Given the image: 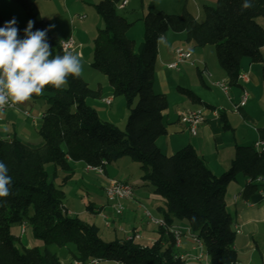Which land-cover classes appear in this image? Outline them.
Segmentation results:
<instances>
[{
	"label": "trees",
	"instance_id": "obj_1",
	"mask_svg": "<svg viewBox=\"0 0 264 264\" xmlns=\"http://www.w3.org/2000/svg\"><path fill=\"white\" fill-rule=\"evenodd\" d=\"M29 20L33 31L48 29L34 0H15ZM122 0H99L94 8L103 25L94 36L90 66L104 73L114 95H122L129 113L125 127L101 120L87 97H98L81 77L69 76L60 90L45 86L43 98L47 106L37 129L43 139L38 147L12 137L0 138V161L12 178L11 195L0 197V264H63L50 244L73 246L72 261L90 259L114 260L122 264H184L174 257L172 236L163 228L161 236L150 244H140L124 237L104 241L99 227L69 214L63 203L64 184L71 176V161H83L87 166L105 168L106 164L125 155L141 163V179L153 185L154 192L165 202L163 218L171 224L173 218L183 220L202 241L209 264H235L233 247L235 232L226 209L225 191L238 174L248 177L246 192L257 189L249 179L264 176V151L253 145L236 144L229 167L214 174L191 145L165 154L156 139L166 133L163 111L167 96L154 91L155 62L158 39L167 31L184 32L186 40L195 46L212 44L220 67L229 82L235 84L242 58L261 62L264 45V0H251L252 7L242 10L244 0H216L215 5H203V18L197 19L187 10L169 13L147 11L142 16L143 37L138 49L126 34L132 22L117 13ZM5 21L0 15V27ZM23 38L26 27L19 26ZM52 55H63L59 40L47 31ZM264 78V65L262 66ZM177 90L193 99L198 97L188 88ZM52 163L49 175L45 165ZM67 173L55 183V171ZM88 209H92L87 206ZM28 209L32 213L28 215ZM97 212V210H96ZM26 221L35 237L44 245H16L17 237L9 230L11 223Z\"/></svg>",
	"mask_w": 264,
	"mask_h": 264
},
{
	"label": "crops",
	"instance_id": "obj_2",
	"mask_svg": "<svg viewBox=\"0 0 264 264\" xmlns=\"http://www.w3.org/2000/svg\"><path fill=\"white\" fill-rule=\"evenodd\" d=\"M212 1L148 0L145 2L141 0L139 11L136 7H132L127 8L129 10L124 14L127 20L128 16L133 13L135 14V18L141 20L147 11L163 10L169 13H179L185 9L198 19L197 16L202 11L203 5H210ZM63 2L64 0H52V3L58 6L60 11V3ZM92 2L95 4L97 0H92ZM130 3L131 0H127V3L123 7H120L119 2L117 8L124 9ZM79 15H85L84 18L80 19L82 21L87 18L86 14ZM13 17L14 15H11V18ZM94 20L96 22L95 28L98 30L101 22H98V18L96 17ZM45 21L47 22L49 32L57 37L59 41L70 36L80 40L78 37L84 36L79 34L78 28L67 32L66 35L65 33H58L57 30H52L49 27L51 26L49 19H45ZM17 24L22 27L26 26L19 24L18 21ZM131 28L126 32L127 36L134 41L141 38V35L139 37L130 35ZM88 39L89 37L85 40L89 42ZM77 40H75L76 46L68 51H72L82 58L83 43L77 42ZM177 47H182L188 51L190 58L186 62H181L177 69L169 68L167 65L174 61L175 48ZM92 52L93 48L90 52V60L92 59ZM261 56V62H252L248 58L241 59L239 74L242 77H238L235 84L230 83L229 92L225 95L214 84L215 80L228 79V77L218 64L212 44L195 46L191 41L186 40L184 32L167 31L161 35L157 44L153 84L154 91L164 93L168 100V106L163 111V122L166 126V133L156 139V144L161 151L165 154H171L185 145H191L196 153L203 158L207 167L214 174L218 175L229 167L236 144L253 145L259 139L264 140V78L261 75L262 66L264 65V45L261 47ZM178 86L190 89L198 97V100L193 99L190 95L179 92L177 90ZM95 90L99 91V96L91 97L89 102L87 97L86 102L95 109L99 116L103 108L102 105L105 104L103 99H111L112 94L103 95V88L100 84ZM105 90L113 93L110 85ZM243 91H246L248 96L245 103L239 106L238 103ZM43 93L41 95L34 94L31 100L23 104L14 105V107L0 113V117H2L0 119L1 139L16 137L33 147H38L43 143V139L37 132L42 121L43 112L47 106ZM197 108H204L206 110V120L197 126L196 134L192 135L186 125L181 122L180 117L187 110ZM214 110L217 111L216 115L213 113ZM105 120L115 124L111 113L105 117ZM248 142L250 144H247ZM70 165L71 175L75 174L80 168L87 171V165L83 161H71ZM53 170L54 168L52 167L51 173ZM66 173L64 170L56 169L54 174L55 183L60 185ZM104 174L106 175V181L107 178L124 181L119 179L120 172L115 165L111 164L108 168L105 167ZM59 178L61 181H58ZM106 181L102 184L103 191ZM247 184L248 177L238 174L234 180L228 183L225 191L226 209L231 215V227L235 232L233 242L235 264H264V183L259 184L257 189L252 192H246ZM143 187L142 189H138L136 193L134 190L133 198L124 202V208L128 212L126 215L123 212L121 214L126 220L135 223L144 220L141 202L145 200V197L140 194V190L144 191L147 186ZM150 195L152 196V200L159 202L154 205V212H156L154 216L163 217L165 210L164 200L162 198H154L155 196L152 193ZM65 206L67 207L66 204ZM87 206H90L92 208L90 210L92 211L107 209L108 213L106 214L113 222L116 221L112 209L107 206V201L101 205L90 203ZM67 209L69 210V214L72 215L71 209L68 207ZM171 224L187 226L183 220H172ZM142 228L149 239L156 240L161 236L160 227L153 228L151 231H149L150 228L146 227V225L142 226ZM154 230L157 236L152 238L150 237V233ZM175 253L178 255H189L188 258H183V261L186 260L184 264H209V259L203 260V257L200 260L195 259V256L199 253L198 247L195 246V242L188 236L182 239L181 245L175 249Z\"/></svg>",
	"mask_w": 264,
	"mask_h": 264
},
{
	"label": "rangeland",
	"instance_id": "obj_3",
	"mask_svg": "<svg viewBox=\"0 0 264 264\" xmlns=\"http://www.w3.org/2000/svg\"><path fill=\"white\" fill-rule=\"evenodd\" d=\"M99 1V0H97ZM147 2L148 0H144ZM36 3L40 15L44 19H49V23L51 25L52 30H57L58 33H66L75 30L76 28L79 29V34L84 36H79L80 43H83L82 51V63H83V74L82 78L85 79L89 86L92 89H97L99 84L102 85V94L103 95H110L112 99V103L110 105H102V111L99 114V118L101 120H105V117L110 115L114 120L116 126L123 130L125 127L126 119L129 113V108L126 104V100L122 95H114L112 92H108L105 89L109 86L108 81L104 73L101 71L92 68L89 64L90 60V52L93 48V38L97 33V28H95V20L94 18H98L99 28L102 27V19L100 15L94 8V3L92 0H64L63 3H60V9L58 6L52 3V0H34ZM216 0L212 1V4L215 5ZM141 0H131L130 5H128L124 9L117 8V13L123 15L124 17L127 12V8L136 7L139 11L140 9ZM79 14H86L87 18L84 21L79 19ZM0 15L3 17L4 21H10L11 15H14L16 20L21 25H26L23 27H27V22L29 21L28 16L26 15L23 7L17 3L15 0H0ZM199 20L203 18V12L200 11L199 15L197 16ZM128 20L132 22L130 35L133 37L140 36L135 40V49H138L143 37V23L142 20L135 18V14H131L128 16ZM257 21L264 25V18L259 17ZM24 37V35H23ZM89 37L87 42L85 39ZM141 39V40H140ZM90 61V62H89ZM88 102L90 101L91 97H88ZM192 136V135H191ZM194 138V136H192ZM247 144H250L249 142ZM115 165L120 172V178L126 182H128L133 187V191L135 193L138 189L144 188L145 190H140V194L145 197L142 203V209L147 208L152 215L156 212L154 209V205L158 204L155 200H152L151 193L154 194V198H162L156 192H154L153 185L150 184L148 181L141 179L143 174V169L141 168V163L137 160L132 159L128 155H125L115 161L108 163L105 167L108 168L110 165ZM52 163H47L45 165V170L51 173L52 170ZM63 171V170H62ZM58 181H61L59 178ZM106 181V175L99 173L97 170L87 169V171L80 168L75 174H72L67 182L62 184V189L64 191V198L63 203L67 205L69 209H71L72 216H77L79 219L87 222V223H94L99 227V235L104 241H110L114 239L116 236L117 238L123 237L126 232H137L140 234V238L136 239L137 243L140 244H150L154 240L149 239L148 235L146 236L145 230L142 226L149 227L151 231L153 228L155 229L157 226L152 223H147L146 219L144 218L143 221H138L137 223L126 220L125 217H122V214L126 215L128 212L125 208L121 215H117L116 221L113 220L110 222V227L105 226L104 220L97 214L96 211H92L87 208V205L90 203L94 205H101L106 202V197L104 195L102 184ZM160 200V199H158ZM125 207V206H124ZM104 213H108L107 209H103ZM139 212V211H138ZM32 213L31 209H28V215ZM144 217V216H143ZM175 221H180L178 218H173ZM184 222V221H183ZM185 223V222H184ZM122 227V229L119 228ZM136 227V228H134ZM21 223H11L9 230L12 234H14L16 239V245L19 248L22 246L26 247H37L40 251H43L44 245L40 239L34 236L31 227L28 223L25 225L24 233L20 232ZM143 231H142V230ZM123 232V234H122ZM143 233V234H142ZM150 237L157 236L155 230L150 233ZM148 238V239H147ZM73 246L71 244H66L65 246H58L56 244H50L48 249L51 252H54L59 257L60 261L63 264H68L72 261L71 252ZM177 249V248H176ZM198 252H200L198 248ZM208 256L206 254L205 249H203V260H207ZM74 262V261H73ZM186 262V260H184ZM97 264H122L114 260L108 259H100Z\"/></svg>",
	"mask_w": 264,
	"mask_h": 264
},
{
	"label": "clouds",
	"instance_id": "obj_4",
	"mask_svg": "<svg viewBox=\"0 0 264 264\" xmlns=\"http://www.w3.org/2000/svg\"><path fill=\"white\" fill-rule=\"evenodd\" d=\"M252 6L251 0H244L242 10ZM16 24L13 17L0 27V109L23 104L48 85L63 89L69 76L79 78L84 70L82 58L72 51L52 55L47 28L33 31L34 21L29 20L21 38ZM8 171L0 161V197L11 195Z\"/></svg>",
	"mask_w": 264,
	"mask_h": 264
},
{
	"label": "built area",
	"instance_id": "obj_5",
	"mask_svg": "<svg viewBox=\"0 0 264 264\" xmlns=\"http://www.w3.org/2000/svg\"><path fill=\"white\" fill-rule=\"evenodd\" d=\"M127 3V0H122L119 4L120 7H123ZM79 19H82L85 17V15H79ZM60 47L63 51L70 50L76 46L75 39L70 36L64 40H60ZM190 58V53L183 49L182 47L175 48V59L174 61L170 62L167 66L169 68L177 69L178 65L181 62H186ZM238 77H242L241 74H239ZM214 84L225 94L227 95L230 88V82L226 78L217 79L214 81ZM247 92L243 91V94L240 98V101L238 103L239 106H242L246 99H247ZM105 104H110L111 99H103ZM14 107L9 106L5 107L3 109H0V113L5 112L6 109ZM215 115L217 114V111L214 110L213 112ZM2 119V117H0ZM181 122H183L188 131L192 134H196L197 126L206 120V110L204 108H197V109H189L187 110L181 117ZM253 148L257 151H264V140L259 139L253 143ZM87 169H93L97 170L99 173L104 174V168L98 166V167H92L87 166ZM249 181H252L256 184H262L264 183V176L263 175H257L253 179H249ZM104 195L106 197L107 206L112 209L113 215L116 218L117 215H121V213L124 210V202L126 200L133 198V187L128 182L117 180L115 178H107L106 184L104 186ZM97 214L104 220L105 226L110 227V222L112 221L111 218L104 213L101 210L97 211ZM143 216L146 219L147 223H152L156 225L157 227L163 228L167 233H169L172 236L173 245L174 248H178L181 245L182 239L186 236L190 237L191 240L195 242V246H197L200 250V252L195 256L196 260H200L203 257V244L201 239L190 229L189 226H183V225H176V224H169L167 223L163 217H156L152 215V213L144 208L143 209ZM26 221L21 222V228L20 232L24 233L25 231V225ZM120 229H122L121 226H119ZM140 238V234L137 232H126L124 235V239L126 240H136ZM188 254L184 255H178L175 253L174 257H178L183 260V258H188ZM99 258L90 259L87 262L83 263L82 261L75 260L73 264H97L99 262Z\"/></svg>",
	"mask_w": 264,
	"mask_h": 264
}]
</instances>
